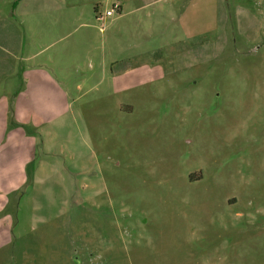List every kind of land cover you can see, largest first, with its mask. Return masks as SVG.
I'll use <instances>...</instances> for the list:
<instances>
[{
  "label": "rangeland",
  "instance_id": "rangeland-1",
  "mask_svg": "<svg viewBox=\"0 0 264 264\" xmlns=\"http://www.w3.org/2000/svg\"><path fill=\"white\" fill-rule=\"evenodd\" d=\"M165 3L83 0L7 79L39 129L0 264H264V0Z\"/></svg>",
  "mask_w": 264,
  "mask_h": 264
},
{
  "label": "crops",
  "instance_id": "crops-1",
  "mask_svg": "<svg viewBox=\"0 0 264 264\" xmlns=\"http://www.w3.org/2000/svg\"><path fill=\"white\" fill-rule=\"evenodd\" d=\"M82 1L17 0L13 7L5 8L0 15V247L12 241L10 226L18 212L20 194L23 193L25 185L26 190L30 187L29 160L33 156L36 141L29 135L28 126L33 125L39 129L36 122L30 124L29 109L25 106L22 96L23 90L14 92L12 84H9L7 79L13 74H18L27 84L30 77L36 80L45 78L46 64L50 60L45 64L43 62L42 66H40L42 62L28 66L25 61L52 45L56 51L62 49L61 43L69 35L71 26L91 27L82 20L84 14L80 8ZM89 1H92L94 17L99 21L102 13L97 7L99 2ZM130 1L117 0L114 3L118 17L133 15L156 3H159V8L152 9L154 11L151 10V13H166V0H138L136 5L127 6ZM19 48L36 50L31 53L24 52L20 57L21 66L16 68L13 61ZM59 54L55 52L54 57H58ZM128 70L130 68L123 72ZM39 168V164L34 165L31 174L35 176Z\"/></svg>",
  "mask_w": 264,
  "mask_h": 264
},
{
  "label": "built area",
  "instance_id": "built-area-1",
  "mask_svg": "<svg viewBox=\"0 0 264 264\" xmlns=\"http://www.w3.org/2000/svg\"><path fill=\"white\" fill-rule=\"evenodd\" d=\"M114 12H116V5H112L111 8H107L103 11L102 15L103 16H110Z\"/></svg>",
  "mask_w": 264,
  "mask_h": 264
}]
</instances>
